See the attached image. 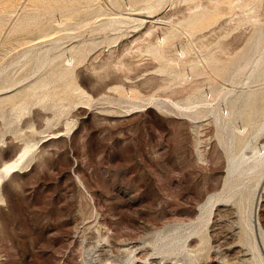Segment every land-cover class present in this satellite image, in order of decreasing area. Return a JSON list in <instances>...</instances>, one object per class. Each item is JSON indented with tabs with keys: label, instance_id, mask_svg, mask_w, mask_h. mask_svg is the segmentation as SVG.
Listing matches in <instances>:
<instances>
[{
	"label": "rangeland",
	"instance_id": "374dc122",
	"mask_svg": "<svg viewBox=\"0 0 264 264\" xmlns=\"http://www.w3.org/2000/svg\"><path fill=\"white\" fill-rule=\"evenodd\" d=\"M263 35L264 0H0V264H264V180L222 194Z\"/></svg>",
	"mask_w": 264,
	"mask_h": 264
},
{
	"label": "bare ground",
	"instance_id": "6f19581e",
	"mask_svg": "<svg viewBox=\"0 0 264 264\" xmlns=\"http://www.w3.org/2000/svg\"><path fill=\"white\" fill-rule=\"evenodd\" d=\"M264 36V35H263ZM263 38V37H262ZM263 40V39H262ZM260 42V41H259ZM260 45L262 46V49L264 48L263 47V44H262V41L260 42ZM260 47V46H259ZM258 47V48H259ZM261 49V50H262ZM258 50V49H257ZM256 50V51H257ZM261 52V51H260ZM260 52H256V53H260ZM184 56V55H183ZM241 71V70H240ZM243 72V71H242ZM241 72V73H242ZM237 75H240V72L237 74ZM237 78H238V76H237ZM236 78V79H237ZM240 78V77H239ZM234 79H235V77H234ZM232 80H233V78H232ZM236 81V80H235ZM235 81H233V82H235ZM237 82V81H236ZM222 96V95H221ZM219 97V96H218ZM217 97V98H218ZM223 99V98H222ZM221 100V99H220ZM220 103V102H219ZM214 109H217V108H214ZM215 111V110H214ZM215 114H217L216 113V111H215ZM222 115H223V113H222ZM229 115V113L227 114V117H229L228 116ZM217 116V115H216ZM219 116V115H218ZM220 116H221V114H220ZM222 117V116H221ZM224 117H226V115L224 116ZM226 117V118H227ZM219 119V118H218ZM221 119V118H220ZM228 119V118H227ZM218 125H221L220 124V122H219V124ZM223 137V136H222ZM224 138V137H223ZM225 140V139H224ZM226 146V145H225ZM228 149V148H227ZM227 149H226V151H227ZM229 150V149H228ZM255 152V151H254ZM227 154H228V167H227V171H226V173H227V175H226V177H225V183H223L224 184V193H222V194H224V195H219L218 194V198H219V196H220V198H223V196L224 197H226V196H228V195H231L232 193H236V192H242V191H244L245 189H247L248 188V185L250 184V182L251 181H253V180H257V186H260V184L262 183V181L264 180V151L263 150H258V152H256V153H251V154H246V153H244L243 155H240V157H236L235 159H233L232 158V156H231V154H230V152H228L227 151ZM15 166V163L14 162H11V163H8L6 166H4L3 168H1L0 169V185L2 184V183H4V181H5V178L6 177H8V176H10L13 172H14V170H13V167ZM232 196V195H231ZM216 197V196H215ZM218 198H217V200H218ZM224 199V198H223ZM228 199V198H227ZM215 200V202H216V199H214ZM213 200V201H214ZM212 201V202H213ZM220 201V199L218 200V202ZM222 201V200H221ZM211 204V203H210ZM206 205H207V203H206ZM218 206H220V205H218ZM214 208H217L216 207V203L215 204H213V205H211V207L210 208H208L209 210H208V216H212L213 214H215L214 213V210H216V209H214ZM206 211H207V209H206ZM218 211V210H217ZM201 213H202V211H201ZM201 215V214H200ZM203 216V215H202ZM205 216H207V215H205ZM204 216V217H205ZM214 216V215H213ZM201 216H199V218H200ZM203 217V218H204ZM206 218V217H205ZM202 219V218H201ZM207 219V218H206ZM206 219H205V221H206ZM209 219V218H208ZM207 219V220H208ZM212 219L213 218H211V221H212ZM194 220V219H193ZM214 220V219H213ZM183 222H184V220H182ZM194 221H196V220H194ZM203 222H204V220H202ZM182 222V223H183ZM191 222H192V220H191ZM198 222V221H197ZM213 222V221H212ZM184 224V223H183ZM188 224V223H187ZM201 222L200 223H198V224H195V225H193V223H192V228H187V229H193V231L194 232H198V229L201 227ZM168 225V224H167ZM166 225V226H167ZM180 225H182V224H180ZM186 225V224H185ZM191 225V224H190ZM189 225V226H190ZM205 225H207V224H205ZM169 226V225H168ZM181 227V226H180ZM185 227V226H184ZM133 229H135V228H133ZM136 230H137V228H136ZM186 230V229H185ZM199 230H201V229H199ZM135 231V230H134ZM161 231V230H160ZM136 232V231H135ZM165 232V231H164ZM177 232V231H176ZM188 232V231H187ZM160 233V232H159ZM162 233H163V230H162ZM135 234H137V233H135ZM164 234V233H163ZM171 234V233H170ZM172 234H174V233H172ZM188 235L187 233H184V232H181V233H179L177 236H172V237H165V234H164V237H162V238H166L165 239V241H164V239H160V240H157V242L159 241H161V240H163V241H161L160 243H161V246H163L162 247V249H163V251L165 252V255L166 254H170V255H168V256H171V255H176V253L178 252V251H181V250H186V248L187 247H189V244H188V238L189 237H187L186 235ZM160 235H162V234H159V236ZM195 235V234H194ZM170 236V235H169ZM197 236V235H196ZM194 238V237H193ZM192 239V238H191ZM190 239V240H191ZM193 241V240H192ZM155 245H156V243H155ZM157 245H158V243H157ZM160 247V246H159ZM156 248H158V247H156ZM159 249V248H158ZM157 249V250H158ZM156 250V251H157ZM189 250H190V248H189ZM163 251L162 252H159L160 253V255H161V253L163 254ZM185 252V251H184ZM180 253V252H179ZM178 253V254H179ZM151 257V256H150ZM135 258V257H134ZM133 258V260H135ZM144 258V257H143ZM139 260L140 259V257L139 258H136V260ZM142 259V258H141ZM132 260V261H133ZM131 261V262H132ZM141 261H144V260H141ZM142 263V262H141ZM145 263V262H144ZM143 264V263H142Z\"/></svg>",
	"mask_w": 264,
	"mask_h": 264
}]
</instances>
